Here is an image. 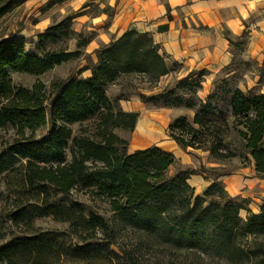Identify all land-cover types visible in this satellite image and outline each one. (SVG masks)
I'll return each instance as SVG.
<instances>
[{
	"label": "trees",
	"instance_id": "trees-1",
	"mask_svg": "<svg viewBox=\"0 0 264 264\" xmlns=\"http://www.w3.org/2000/svg\"><path fill=\"white\" fill-rule=\"evenodd\" d=\"M25 1L0 0V19ZM73 19V15H67L49 25L38 34L39 46L68 36ZM92 39V36L79 34L76 49L40 54L27 51V38L18 33L0 38V128H13L17 133L9 142L0 136V175L25 159L64 162L70 142L79 149L86 148L88 142L75 136L70 125L114 112L116 105L106 92L109 84L132 75L145 76L154 84L175 70L178 63L160 53V46L150 33L130 29L96 50L98 62L79 73L91 68L90 77L73 76L56 85L52 96L46 94L42 82L30 88L13 83L11 70L42 74L58 64L85 56L84 48ZM228 39L232 44L233 39ZM206 73L205 70H193L180 79L178 86L193 87L194 75L201 78ZM229 86V80L223 79L208 96V101L201 105V113L223 111L219 92L225 88L229 93L227 104L231 114L245 121L239 134L260 140L264 134V93L238 87L230 90ZM157 96L171 105L184 104V99L176 96L175 89L167 88L159 95H144L143 99L153 100ZM187 105L194 103L188 101ZM252 113L259 119L250 122ZM43 128L46 132L37 138V131ZM172 138L180 147L194 146L184 138ZM103 141H93L88 156L109 166L102 180L94 184L111 200L112 215L106 217L93 209L87 212L78 204L65 205L59 200H53L44 208L33 207L35 215L55 214L59 220L68 222L69 228L36 229L0 244V263L140 264V256L137 254L136 258L133 250L123 248L120 253L113 249L120 233L131 229L137 232V251L170 248L173 254L184 256L178 264H204L202 261L206 257L221 264H264V201L259 212H254L247 208L246 199L230 196L218 181L229 173L217 172L205 193L197 195L189 182L197 169L178 166L173 152L152 146L123 153L122 158L114 161L109 152L113 146L110 138L105 144ZM219 142L221 145L222 140ZM219 148L211 146L213 156L223 159L236 155L235 152L219 151ZM255 155L260 159V153ZM259 170L264 171L263 168ZM244 209L247 214L242 217ZM167 264H176V260Z\"/></svg>",
	"mask_w": 264,
	"mask_h": 264
},
{
	"label": "rangeland",
	"instance_id": "rangeland-1",
	"mask_svg": "<svg viewBox=\"0 0 264 264\" xmlns=\"http://www.w3.org/2000/svg\"><path fill=\"white\" fill-rule=\"evenodd\" d=\"M69 1L71 0H38L31 3L30 0L29 3L17 7L0 19V38L12 33H24L28 41L26 50L40 54L47 51L76 49L79 34L83 37L92 36L95 40L97 32L90 22L82 26L72 22L69 30L71 33L68 36L49 40L43 46H39L38 34L45 22L51 25L75 13L76 10ZM49 5L50 10L43 14L39 13V9ZM103 10H107L103 7V0H97L90 4L87 12L96 15ZM232 39L230 51L233 54V61L219 71L206 73L201 78L194 75L193 87L178 86L180 79L191 72L179 63L175 64V70L154 84L141 75L120 77L106 87L108 96L116 105L113 113L96 115L87 121L70 125L75 136L82 141H88L86 148L79 149L70 142L66 149V159L62 163H43L25 159L0 175V244L9 242L16 236L30 234L36 229H68L69 223L59 220L55 214L37 216L33 213V207L44 208L53 200H59V203L65 205L78 204L87 212L93 209L110 217L111 200L99 192L97 185L94 184L102 180L103 173L109 166L88 156L93 148L91 145H94L92 142L98 143L103 139L102 144H105L104 142L110 138L113 146L109 152L116 161L122 158L123 153H132L131 141L133 146L136 136L142 139L140 146L149 143L157 135L160 124H162L160 140L176 136L194 144L187 148L180 147L173 154L178 166L197 169V173L189 181L195 188V194L203 195L214 182L217 172H227L228 175L218 179H221L220 184L228 194L246 199L247 208L250 210L259 209L264 201L260 186L264 171L259 170L264 169V134L260 140L249 139L246 136L244 138L239 134L238 130L244 129L245 121L231 114L230 106L227 104L229 93L225 88H221L219 92L223 111L216 109L208 115L201 113V105L208 101V96L223 79L229 80L230 90L238 87L244 91L252 89L254 92L264 93V56L253 53L248 31L241 37ZM84 51L85 56L58 64L42 74L11 70L12 81L17 86L29 88L37 82H42L46 86V94L52 96L56 85L79 75L83 68L93 67L97 63L98 53L96 49H91V44H88ZM166 88L175 89L176 96H181L184 104L171 105L163 97L158 96L153 100L144 101V95H159ZM188 101H192L194 105H187ZM210 102L214 104L213 100ZM146 114L147 116L139 122ZM249 117L252 119L250 122L259 119L255 113ZM262 118L264 119V115ZM45 132L46 128L38 130L36 137H41ZM0 136L9 142L17 133L13 128H0ZM219 140H222L221 145ZM211 146H220L219 151L235 152L236 155L218 158L212 155ZM255 153H260V159H257ZM246 214V209L241 211L242 217ZM84 237L85 235L80 238L81 242ZM137 241V232L127 229L120 233L118 244L114 245L113 249L120 253H123L121 251L123 248L127 251L133 250L136 258L137 254L140 256V264H167L171 260H176L178 264L184 259L180 253L173 254L170 248L155 247L149 251L143 248L139 252ZM202 263L221 264L216 259L208 257L204 258Z\"/></svg>",
	"mask_w": 264,
	"mask_h": 264
},
{
	"label": "crops",
	"instance_id": "crops-1",
	"mask_svg": "<svg viewBox=\"0 0 264 264\" xmlns=\"http://www.w3.org/2000/svg\"><path fill=\"white\" fill-rule=\"evenodd\" d=\"M86 1L71 0L69 4L76 10L73 21L81 26L90 22L97 32L96 39L89 43L92 50L108 44L127 30L135 29L150 33L159 44L160 53L181 64L188 72L205 70L209 73L217 72L233 61L228 37H241L248 31L253 53L264 56V0H103V7L107 10L96 15L87 11L97 0ZM49 7L44 6L38 11L43 14L50 10ZM43 25L39 33L49 27L47 22ZM18 35L27 38L24 33ZM91 75L92 69L88 68L79 77ZM146 116H142L139 122ZM161 128L162 124L157 135L143 146H132L131 141V152L152 146L168 152L180 149L173 138L160 140ZM260 186L264 197V177L260 179ZM259 210L260 207L253 208L254 212Z\"/></svg>",
	"mask_w": 264,
	"mask_h": 264
},
{
	"label": "bare ground",
	"instance_id": "bare-ground-1",
	"mask_svg": "<svg viewBox=\"0 0 264 264\" xmlns=\"http://www.w3.org/2000/svg\"><path fill=\"white\" fill-rule=\"evenodd\" d=\"M141 140H142L141 138H139V137L136 136L135 139H134V141H133V146H136V147L140 146L141 145V143H140Z\"/></svg>",
	"mask_w": 264,
	"mask_h": 264
}]
</instances>
